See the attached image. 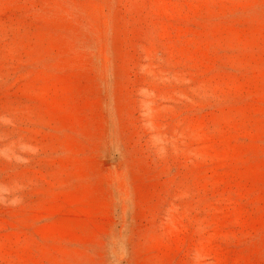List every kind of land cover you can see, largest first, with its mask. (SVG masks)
<instances>
[{
    "label": "rangeland",
    "instance_id": "obj_1",
    "mask_svg": "<svg viewBox=\"0 0 264 264\" xmlns=\"http://www.w3.org/2000/svg\"><path fill=\"white\" fill-rule=\"evenodd\" d=\"M0 264H264V0H0Z\"/></svg>",
    "mask_w": 264,
    "mask_h": 264
}]
</instances>
